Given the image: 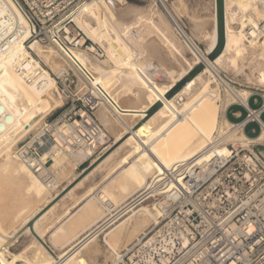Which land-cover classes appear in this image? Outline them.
<instances>
[{
	"label": "bare ground",
	"instance_id": "6f19581e",
	"mask_svg": "<svg viewBox=\"0 0 264 264\" xmlns=\"http://www.w3.org/2000/svg\"><path fill=\"white\" fill-rule=\"evenodd\" d=\"M159 1L184 40L194 50L197 57L203 61L204 69H200L191 78L186 79L171 94L175 86L195 68L197 63L185 59L186 69L176 71L177 66L171 59L167 48L171 47L174 52L180 55L181 53L175 46L174 39L167 36L155 24L153 26L160 34V39L154 38L144 42L143 49L145 50V55L151 54L158 57L160 61L166 62L160 65L161 67H165L164 70L167 69L166 73L170 78L168 83H159L152 77L143 75L139 69L131 66L114 63L116 67H112L104 60L95 58L89 53L77 54L78 59L93 74L94 78L108 92L116 104L115 109L104 107L96 111V117L105 130L115 137V142L120 141L116 148L106 154L101 163L107 161L113 153L124 146H128L127 148L130 149L129 151L126 150L125 152H128L119 157L117 165L113 166V172L115 173L96 190L95 194L85 196L84 198L81 196V200L83 199V201H77L76 199L75 201L77 202L69 208L74 209L72 211L66 210L59 223L50 227V224H48L47 229L51 228L50 230H42L39 226V221L44 218L46 219L45 214L50 212L53 207L55 208V205L59 204L67 193H71L74 186L69 188L64 196L56 201L55 199L60 195V192L57 191L55 195L52 194V197L46 201V203H51V205L47 204V208L44 211L39 213L42 208L38 210L39 207H36L35 209L37 210L31 211L32 213L24 218L12 232L0 235V264H18V254L12 256L11 259H7L5 253H7L14 236L19 234L21 228H24L25 231H30L38 239V248H35L31 259L29 258L23 264H87L88 260H94L95 256L101 252L97 243L98 235L116 223L113 221L115 216L111 220L113 213L119 212L122 218V216L130 212L117 225L106 231L104 237L109 234L111 235V233H114L113 235L115 236H120L124 231H127L130 227L137 226L140 222L151 220L153 224L158 223V216L160 215L158 207L149 208L148 205H141L137 208V205L145 202L143 201L145 195L140 196L133 202L126 203V199L134 197L141 189L147 186L149 178L153 176H150L153 170L156 172L172 168L178 162L187 160H193L195 164L200 165L213 153L222 154L226 152L224 143L221 146H217L218 142L216 140L225 139L220 134L221 130L223 129V125H230L231 123L220 114L219 109L213 102L218 95L214 92L215 88L212 86V83L225 85L229 88V93L233 95V98L240 99L245 106L247 97L231 91L230 87L218 76L214 65L223 58H226L231 66L236 65L239 59L245 58V54L249 53L247 51L248 47H255L257 44L264 46V44L258 43L256 27L259 21H257L258 13L254 9L257 8L259 12H262L260 21L263 20L264 0H222V38L224 45L222 51L212 60L195 45L193 42L194 38L192 39L176 22L170 10L164 5L163 0ZM214 11V31L213 33L211 32L212 34L205 31L204 26H199L201 29L196 28L194 30L195 33H201L202 37L209 39L211 51L215 48L218 40L216 2ZM142 12L141 9L125 3L124 0H91L85 3L75 13L73 18L76 25L89 36H91V33L85 27L84 16L89 20H94L93 22L107 21L109 26L113 27L115 31L120 29L124 36H129V38L133 39L134 35H132L131 31L135 30L136 24L142 18ZM3 18H5L6 22H3ZM207 19L209 20V18ZM236 23L239 25L238 29H234L233 27V24ZM208 25L210 24L208 23ZM3 26H7L10 32L14 30L15 34L9 37L7 50L0 49V173H11L14 178L25 179L26 186L24 187V191L28 194H34V196L39 198L43 196L45 189L51 193L52 191L17 159L15 149L17 144L28 133L36 132L41 127L45 116L62 106L63 99L56 92L57 87L51 77V73L47 72L46 69H44V72L40 76L38 84L26 83L18 75L16 67L25 60L29 61L34 57L25 49L24 45L30 37L31 29L13 0H0V31ZM248 26H250L249 29H246ZM161 42L163 45H161ZM31 50L36 56L48 62L51 68L57 71L58 75L67 69L66 59L53 46L34 41L31 45ZM91 50L94 49L91 48ZM257 60L258 65L264 64V49L258 54ZM167 64H169V69L166 67ZM117 70L120 72L118 73ZM117 73L121 74L130 84V88L128 87L131 90V92L129 91L130 94L122 98H118L116 95L112 96V93L108 90L111 78ZM206 73L212 76L213 80L211 82L204 79V74ZM126 81L125 84L127 83ZM256 81L264 82V71L262 69L259 70L258 80ZM55 92L58 94L57 98L59 99L53 97ZM132 120L136 122L132 124ZM218 122L219 126H217ZM217 127L219 128L218 130ZM216 130L219 136L215 139L214 132ZM140 133H145V138L140 137ZM232 139L231 137V142H239L243 146L250 143L256 145L257 142L264 141V126L257 137H248L244 133H241V136L236 141ZM209 145H212V147L207 148ZM93 153L94 149H84L82 152H72L68 155L71 156L72 164L74 163V166H78L85 159L90 158ZM12 156L18 160V163H13ZM60 156L62 155L59 152L52 154L54 159L52 167L60 163ZM66 161L69 162V159ZM97 161V157L92 156L91 162L96 163ZM111 170H109V174ZM74 176L76 175L74 174ZM85 177L87 176L85 175ZM119 179H123L124 182L125 179L128 181V184L120 185L121 191L126 197L123 201H115L113 193L108 189L111 183H115ZM69 182L71 183V181ZM69 182L67 180V183ZM56 186H59L57 180ZM65 187L66 185L62 189L64 190ZM90 188L89 190H91ZM138 200H140L139 204H135ZM98 206L103 208V213L100 212L95 219L91 220L88 224L86 223L87 225L82 230L80 229L81 232L70 236L73 228L80 224L83 219H88V216L95 207L98 210ZM45 232H47V239L44 241ZM110 238L111 236L109 240ZM104 242L112 253L118 252L115 250L114 242L112 243L106 239ZM67 247L68 251L66 253L61 256L57 254ZM59 256L62 258L60 261L55 259Z\"/></svg>",
	"mask_w": 264,
	"mask_h": 264
},
{
	"label": "built area",
	"instance_id": "2783aa9c",
	"mask_svg": "<svg viewBox=\"0 0 264 264\" xmlns=\"http://www.w3.org/2000/svg\"><path fill=\"white\" fill-rule=\"evenodd\" d=\"M13 1L31 29L26 42L51 45L67 61L65 71L51 74L63 109L45 116L41 127L28 133L15 149L17 159L53 192L57 186L52 154L84 149H94L92 156L98 153L110 138L104 136L95 113L99 108L115 109L116 104L77 57L79 53L99 59L105 55L75 25L73 13L86 0ZM257 25L258 41L264 44V19ZM0 33V49L6 51L15 31L3 26ZM33 57L16 71L26 83L38 84L47 67ZM255 96L251 93L247 100ZM260 100L255 109L240 102L246 111L244 120L230 124L229 130L244 133L245 125L256 123L261 132L264 97ZM229 130L220 134L225 137ZM216 142L221 146L224 140ZM224 146L226 152L213 153L200 165L181 161L149 178L127 203L142 195L145 202L155 201L160 209L158 223L132 245L113 252L112 264H264V155L251 143Z\"/></svg>",
	"mask_w": 264,
	"mask_h": 264
},
{
	"label": "rangeland",
	"instance_id": "374dc122",
	"mask_svg": "<svg viewBox=\"0 0 264 264\" xmlns=\"http://www.w3.org/2000/svg\"><path fill=\"white\" fill-rule=\"evenodd\" d=\"M89 1H91V0H86L84 2V4L89 2ZM124 1H125V3L132 5L136 8H139L143 11L142 12L143 15L141 13L142 18L138 22L139 24L137 23L135 28H134L135 30L131 31L132 35H134L133 39L131 37L129 38V36H124L120 29H117L115 31V29H113V27L109 26L107 21L106 22H97V21L93 22L94 20H91V19L89 20L86 16H84V23L86 24L85 27L91 33L92 37L87 35L75 23L80 34L83 35L85 38H87L89 40V42H91L93 44L94 49L100 48L104 51L105 55L100 60H104L109 66H112V67L114 66V63H116L119 65L123 64L126 66H131V67L137 68L141 71V73L143 75L150 76L154 80L158 81L159 83L160 82L161 83H168L170 81V78L167 76L168 75L166 73L167 69L164 70L165 67L164 66L161 67V65H160L161 63H166V62L160 61L159 58L154 56V55H151V54L145 55V50L143 49L144 42H146L148 40L150 41L151 39H154V38L160 39V34L156 31V29L153 26V24H155L167 36L171 37V39H174L173 42L181 53V55H180V54L174 52L171 47L167 48L168 49L167 51H168L171 59L173 60V62L177 66L176 71L186 69L187 66H186V63L184 61L185 59H188L191 62H196L197 63L196 66L201 65L202 69H204L203 61L199 57H197L194 50L184 40L181 33L176 28L173 21L170 19L169 15L167 14L166 10L164 9V7L162 6V4L160 3L159 0H124ZM163 3L170 10V12L174 16L176 22L182 27V29L192 39L195 38V41H196L195 45L208 57L207 54H209L211 52V46H210L209 39L207 37H202L201 33H198V32L195 33L194 30H196V28H200V27L204 26L203 28L205 29V31L213 33V31H214V29H213L214 28V15H215V11H214L215 10V0H163ZM81 7H79L73 13V17L75 15V13ZM254 9H255L256 13H258L257 14V17H258L257 21L260 22L262 12H259V10L257 8H254ZM208 16H210V17H208ZM207 18H209V20H211V21L208 22L209 20ZM196 23H197V25H195ZM208 23L210 25H208ZM206 27H208L209 29ZM233 27H234V29H238L239 28L238 23L233 24ZM119 33H120V35H119ZM116 34H118V35H116ZM193 34H195V35L192 36ZM121 35L123 36V38ZM120 40H122V41H120ZM33 43H34V41H31L30 43H28V42L24 43L25 49L27 51H29L32 56L34 54V52H32V50H31V45ZM258 43H260V42H258ZM245 44H247V43L245 42ZM161 45H163L162 42H161ZM127 48L130 50H128ZM247 49H248L247 51H249V53L247 52L245 54V58L239 59L237 61L236 65L231 66L228 63V61L226 60V58H223V59H220L218 61V63L214 65V67L218 73V76L224 81L225 84H227L230 87L231 91H233L234 93L239 94L241 96L245 95L247 98L251 93L252 94L254 93V94H256V96L253 98H257V100H258V99H260V96L264 97V82L256 81V80H258L259 70L262 69V71H264V64L258 65V60H257L258 54L260 53V51L262 49H264V46H262V45L260 46V44H257V46L248 47ZM38 58L47 67V69H46L47 72H49L51 74L53 73V74L58 75L56 73L57 71H54V69L51 68V66L48 62L44 61L40 57H38ZM159 65H160V67H159ZM168 66H169V64H167L166 67L168 68ZM114 67H116V66H114ZM119 70L121 71V69H119ZM120 71L117 70L118 73ZM163 71H165V72L163 73ZM117 74H115L116 76L114 75L115 77L113 76V78H111V83H110L108 90L110 93H112V96L116 95V97L122 98V97H125L126 95L130 94V92H131V90H129L130 84L123 78V76L121 74H118V75ZM114 78H116V79H114ZM118 78H120V79L117 80ZM204 79L206 81H210V82L213 80L212 76L209 73L204 74ZM113 80H114V82H112ZM125 81L128 83V84L126 83L127 85L125 84ZM214 84L215 83H212V86L215 88L214 92L217 93L218 97H216L213 100V102L215 103V105L219 109L220 114L225 117L224 112H225L226 108L232 103H240L241 100L240 99H238V100L234 99L233 95L231 93H229V88H227L225 85H222L221 83L218 85H216V84L214 85ZM110 87H111V89H110ZM57 95L58 94L55 92L53 97L55 99H59V98H57L58 97ZM234 101H236V102H234ZM251 104L253 105V99H251ZM61 109H63V107H60V108L53 110L50 114L56 115L58 112L61 111ZM235 109H237V108L236 107L233 108V110H235ZM263 119H264V115H263ZM135 122H136L135 120L131 121L132 124H134ZM217 126H219V122L217 123ZM230 127L231 126L227 125V124L223 125V132L225 130L228 131ZM218 129L219 128L217 127V130ZM103 130H104V136H108L110 138V140L108 141V143L106 145H104V147L102 149H100V151L98 153H96L93 156V157H97V159H98V161L96 163L91 162L92 157H90L88 159V161L85 162L83 165H81L79 167L74 166L73 165L74 163L72 164V162H71V156H69L68 154L61 153L62 156L59 157L60 163L58 165H55L52 167L53 170L55 169L54 172L56 173V180L59 184V186L56 188V191H53L52 193L45 189L43 196L38 198V197L34 196V194H28L26 191H24V187L26 186V180L25 179L20 180V179L14 178L11 173H0V235H3L4 233L9 234L10 232H12L13 229H15L24 220V218H26L33 211L37 210V209H35L36 207L37 208L39 207L38 210L42 208V210H40L39 213L44 211V209L47 208V204L51 205V203L50 204L46 203L47 199H50L52 197V194L55 195L57 193V191L60 192V195L55 199V201L57 199H59L60 197L64 196V194L68 191V189L71 188L72 186H74L71 193L70 192L67 193L65 195V197L59 202V204L57 203V205H55L56 206L55 208L53 207V209H51L50 212H47V214H45L46 219L43 217L44 219L41 220L42 222L39 221V226L42 230L43 229L44 230L45 229L50 230L51 228L47 229L48 224H50L49 225V227H50V226H54L55 224L59 223V221H61V219L63 218L62 217L64 215L63 213L66 210L72 211L74 209V208L69 209L70 207H72L71 206L72 204L74 205V203H76L77 201H83V199L81 200V196H82V198H84L85 196L95 194L96 190L103 183H105L111 177V175H113L115 173V172H113V168H114L113 166L117 165V163L119 161V157L123 156L130 149V148L129 149L127 148L128 146H124L125 148L122 147L121 149L118 150L119 152L117 151V152L113 153L112 156L113 155L114 156L113 157L110 156V158L107 161H105L106 163L105 162L101 163V160H103V158L106 156V154H108L110 151H112L114 148H116L117 145L120 143V141L115 142L114 141L115 137L111 133L107 132L104 127H103ZM217 130L214 132L215 137H217V135L219 134ZM257 130H258V127L254 123H251L246 127V133L249 136H253L257 132ZM241 133H243V132H241V130H235L233 132L231 130H229L228 134L225 136L223 143H230V144L233 143V142H231V137L233 139H235V141H236V139H238L241 136ZM259 133H260V131L254 137H257L259 135ZM247 134H246V136H248ZM145 136H146L145 133H140V137L145 138ZM235 144H240V143L235 142ZM256 145L261 146V154L264 155V141L261 140L260 142H257ZM126 150H128V151L125 152ZM79 151L82 152L83 150H79ZM11 159H12L13 163H18V160L14 156H12ZM68 159H69V162L66 161ZM67 163H69V164H67ZM97 163L98 164L101 163V164H99V166H98ZM60 167H62V168H60ZM111 168H112V170H111ZM109 170H111L110 174H109ZM153 171L151 172L150 176H152L153 173L155 172V171L154 172ZM74 174L76 176H74ZM85 175L87 177H85ZM70 178H72V179H70ZM67 180H68V182L71 181V183L70 182L67 183ZM79 182H81V183L79 184ZM123 182H124L123 179H119L115 183H111L112 185L110 184L108 186L109 191H111L113 193V197H114L115 201H123L126 198L125 194L121 191L120 185L128 184V181L125 179V182L124 183ZM74 184L77 186L76 188H75ZM65 185H66V187L63 190L62 188ZM115 187H116V189H115ZM89 188L91 190H89ZM123 196H124V198L122 199ZM76 199H77V201H75ZM130 199L131 198L126 199V201L128 202ZM147 203H149V204H147ZM154 203H155V201L154 202L153 201L152 202L146 201L140 205H137V208H139L141 205H148L149 208H153L154 206H156ZM96 210H97V207H95L93 209L91 214L88 216V219H83L80 224L76 225L74 228H76V227L77 228L76 229L73 228L74 232L72 230V232H71L72 234L70 236H74V234L76 235L79 232H81V230L84 228V226H86L91 220L95 219L100 214V212L103 213V211H104L101 206L100 207L98 206V210L97 211ZM117 213H119V212L113 213L111 216V220L115 216V219L113 221H115L116 223H114L112 226L108 227L107 230H105V232L108 231L109 229H111L112 227H114L115 225H117L119 223V221H121L123 218H125L130 212L128 214L125 213L126 215L122 216V218H121L120 213L119 214H117ZM54 219H56V220H54ZM30 224H29V226H30ZM137 226H139V227L137 228ZM137 226L130 227L131 230L129 228L127 231H124V233H122L120 236H117V235L115 236V235H113L114 233L113 234L111 233V235L110 234L107 235L108 237L106 236L107 237L106 238V237H104L105 232L99 234L97 237V239H98L97 243L99 244L101 252L99 253V255L95 256V258H94V260L96 259L95 261L94 260H88L87 264H89V263L90 264L91 263L92 264H96V263L97 264H112L114 262L113 260H115L114 259L115 256L111 252L108 245L105 244L104 240L106 239L112 243L114 242L113 245L115 247V250L120 251L121 249L132 245L134 243V241L136 242V240L138 238H140V236L143 233L147 232L148 230H150L152 228L153 223L151 220H148L146 222H140ZM41 229H40V231H42ZM110 236L113 240L111 238L109 240ZM16 237H17V239H16ZM43 239L44 240L47 239V232H45V236ZM115 242H116V245H115ZM35 248H38V239L36 238V236L34 234H32L30 231H25L24 228L23 229L21 228L19 234L17 236H14L13 242L8 247L7 253H5V257L7 259H11L12 256H15L18 254V264H23L29 258L31 259L32 253L34 252ZM67 251H68V247L65 248L64 250H62L61 252H58L57 254H59L61 256L64 253H66ZM108 254H109V256H108ZM60 256L56 257L55 259L60 261L62 259V258H60ZM62 257H64V256H62Z\"/></svg>",
	"mask_w": 264,
	"mask_h": 264
},
{
	"label": "water",
	"instance_id": "95a60500",
	"mask_svg": "<svg viewBox=\"0 0 264 264\" xmlns=\"http://www.w3.org/2000/svg\"><path fill=\"white\" fill-rule=\"evenodd\" d=\"M216 7H217V24H218V40H217V44L215 46V48H213V50L208 54V58L209 59H214L223 49V38H222V25H223V20H222V0H216ZM200 69H202V66H195V68L193 70H191L187 76L181 81L179 82L175 88L173 89L172 93L175 92L186 79L191 78L195 73H197ZM255 149L259 152H261V146L257 145L255 146Z\"/></svg>",
	"mask_w": 264,
	"mask_h": 264
},
{
	"label": "crops",
	"instance_id": "0c3cea01",
	"mask_svg": "<svg viewBox=\"0 0 264 264\" xmlns=\"http://www.w3.org/2000/svg\"><path fill=\"white\" fill-rule=\"evenodd\" d=\"M193 41H194V43L196 42L195 41V38L193 39ZM251 99H253V105L251 104ZM260 99H256L255 100V98H253V97H250L248 100H247V104H248V106L249 107H251V108H253V109H255V108H257L258 106H259V104H260ZM237 108V109H235V110H233V108ZM224 114H225V118L231 123V124H235V123H240V122H242L243 120H244V117H245V114H246V111H245V109L243 108V106L242 105H240L239 103H234V104H231L230 106H228L227 108H226V110H225V112H224ZM264 115V114H263ZM263 115H262V119H263ZM264 120V119H263ZM251 124V123H250ZM254 124H256V123H254ZM249 124H247V125H245V127H244V129H243V131H244V133H245V135L247 134L246 133V127L248 126ZM257 125V124H256ZM257 127H258V125H257ZM258 133V130H257V132L254 134V135H256ZM248 135V134H247ZM253 135V136H254ZM88 159L89 158H87V159H85L83 162H81L79 165H78V167L79 166H81V165H83L85 162H87L88 161ZM45 241V240H44ZM47 243V242H46ZM48 245V244H47Z\"/></svg>",
	"mask_w": 264,
	"mask_h": 264
},
{
	"label": "trees",
	"instance_id": "16d2710c",
	"mask_svg": "<svg viewBox=\"0 0 264 264\" xmlns=\"http://www.w3.org/2000/svg\"><path fill=\"white\" fill-rule=\"evenodd\" d=\"M249 136V135H248ZM254 136H256V135H254ZM254 136H249V137H254Z\"/></svg>",
	"mask_w": 264,
	"mask_h": 264
}]
</instances>
